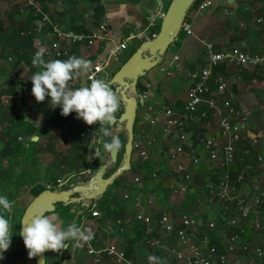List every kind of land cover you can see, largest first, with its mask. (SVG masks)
Segmentation results:
<instances>
[{
    "label": "crops",
    "instance_id": "0c3cea01",
    "mask_svg": "<svg viewBox=\"0 0 264 264\" xmlns=\"http://www.w3.org/2000/svg\"><path fill=\"white\" fill-rule=\"evenodd\" d=\"M171 1L162 0V6L168 7ZM263 5L264 0H213L210 5L196 0L192 4L186 21L192 25L193 34L186 35L181 31L162 63L148 71L141 82L142 90L147 84L151 87L149 99L144 102L142 113L136 120V139L143 129L149 128L147 111L150 106H184L188 90L204 66L205 50L209 44L216 50L242 48L251 54L264 52V22L256 21L260 17L264 19ZM159 8V0H0V195L12 202V213H2L9 219L11 231L20 225L25 211L20 198L17 199L19 188L45 186L46 182H56L80 170L95 156L97 137L102 132L98 131L95 122L88 125L82 118L76 119L74 112L61 115L60 107H51L50 97L46 96L42 102L36 101L30 78L42 69L31 64L32 55L39 48L46 49L58 38L53 30L54 24L65 33L89 35L102 22H108L111 35L123 39L133 31L147 30L150 33V17ZM44 17L50 21H44ZM60 40L61 46L69 48L74 56L89 61L90 68L108 54L109 43L106 40L90 37L75 42H70L68 37ZM144 40L134 39L126 51L111 59L98 79L109 80ZM176 56L179 58L177 63ZM44 59L67 60L68 57L44 56ZM216 71L224 76L227 83L224 96L243 111L248 120L233 165L234 169H241L243 185L239 193L247 196L251 187L264 190V164L256 161L257 154H264V65L239 70L236 66L223 64ZM86 75H77L70 81L71 87L82 86ZM199 109H206V106L201 105ZM210 133L213 131L196 116L189 124L185 142L176 134L166 136L159 131L156 142L149 147L150 160L142 162L137 159L135 162L133 158L134 169L130 171L135 172H126L121 183L113 187L107 196L106 211L100 210L98 204L90 210V207L77 204L59 207L46 216L56 218L58 229H67L70 224L83 227L85 231L91 229L92 238L89 241L95 246L109 239L125 249L126 238L136 236L135 227L139 223L136 215L143 213L149 218L150 224H145L149 236H161L164 245L184 250L174 236L165 234L160 218L163 213H168L173 220L179 221L183 214L194 213L205 223L215 222L217 225L215 230L201 234L197 241L203 247H219L218 254L226 256L223 232L231 233L234 229L227 226L223 219L236 214L235 205L218 200L212 193L222 171L202 149L201 139ZM75 138L80 140L82 158L80 165L71 169L66 167V162L67 156L73 157L71 151ZM178 145L183 146L181 159L190 175V186L186 191L182 190V186L187 179L177 172L176 163L170 158ZM245 149L251 151L250 160L245 155ZM193 152H200L199 163L191 161ZM161 171L166 173L165 178L160 181L152 179L154 172ZM137 176L142 177V182L135 181ZM77 181L80 180L72 178L66 187ZM167 188H172L170 194ZM87 210L90 216L81 220ZM93 210H99L100 216L94 217ZM262 220L264 222V213ZM245 226L247 235L244 244L252 246L260 240L264 231L254 229L250 220L245 222ZM68 244L69 250L62 264H71L73 255L80 264H93L85 251L86 241L70 240ZM133 252L130 258L136 264L149 262L150 256L156 258L152 261L157 264H171V258L179 264L172 253L152 248L143 241L134 244ZM237 254L244 256L242 247ZM261 261L264 263V260ZM103 264L115 262L105 257Z\"/></svg>",
    "mask_w": 264,
    "mask_h": 264
},
{
    "label": "built area",
    "instance_id": "2783aa9c",
    "mask_svg": "<svg viewBox=\"0 0 264 264\" xmlns=\"http://www.w3.org/2000/svg\"><path fill=\"white\" fill-rule=\"evenodd\" d=\"M159 1L160 8L150 17L149 27L152 29L151 32L147 33V30L133 31L123 39H117L111 35V28L108 22H102L99 28L89 35L65 33L54 24L53 30L58 38L45 49V57L69 58L74 56L69 48L61 46L60 39L63 37H68L70 42H75L86 37L108 41V54L99 59L87 72L84 81L90 83L88 77L98 79L99 74L110 65L111 59L117 58L126 51L134 39L146 40L155 36L168 8L167 6H162V0ZM212 2L213 0H203L204 5H210ZM43 20L50 21L47 17H44ZM256 21L257 23H263L264 19L260 17ZM181 31L185 32L186 35H192V25L185 20ZM178 60L179 58L176 56L175 63ZM203 64L204 66L196 76L194 84L188 90V97L182 108H154L151 106L148 108L147 122L149 128L143 129L139 138L134 139L133 148L139 161H149V147L156 142L158 132L161 131L166 136L176 134L182 142H185L187 139V129L194 116L206 128L213 131V133L201 139L203 152L222 171L220 180L214 190H212V193L222 202L234 203L236 213L232 218L223 219L226 221L227 226L234 229L231 233L223 232L226 240L227 255L220 256L216 246L203 247L197 241V238L201 234L206 235L207 231L215 230L217 225L215 222L205 223L194 213L183 214L179 221L173 220L168 213H163L160 218V225L165 234L174 236L185 248L184 250L164 245L161 236L150 235L146 242L152 248H162L172 253L178 259L179 264H214L219 259L223 264H264L261 263V260H264V235L252 246L244 244V238L247 235L246 221L250 220L254 229L264 231V222L262 220L264 213V190L256 188V192L250 191L247 196H241L239 189L232 183L230 172L231 166L236 163L239 142L243 138L248 120L243 111L237 108L229 98L224 96L227 90V83L224 76L219 71H216L223 64L236 66L239 70L263 66L264 52L262 54H251L242 48L216 50L209 44L205 50ZM150 87V84H147L146 88L140 91V96L144 102L149 99ZM201 105H205L206 109L200 110ZM95 123L98 124L99 122ZM102 144L103 137L102 132H100L96 141V150L100 149ZM183 151V146L178 145L171 152L170 158L176 163L177 172L187 179L182 186V190L186 191L190 186L188 182L190 175L186 170L185 163L181 159ZM244 152L250 160L251 151L245 149ZM200 158V152H193L190 156L191 161L194 163H199ZM96 159L97 156H94L90 163L67 177L60 178L56 182H46L45 187L49 189H63L72 178L85 180L91 174ZM256 161L263 165L264 154H257ZM165 175L166 173L162 171L154 172L152 179L160 181L165 178ZM239 180L241 181V175L239 176ZM135 181L142 182V177H135ZM256 183H258V180ZM125 197L128 198L129 196L125 195ZM100 214L99 210L92 211L94 217L100 216ZM136 219L143 224H150L149 218L143 213H138ZM117 222L122 223L121 220ZM239 247H242L244 256L237 254ZM85 251L92 259L93 264H103L105 257L112 258L115 264H136L132 258L127 257L125 249L111 242L109 239L104 240L98 246L93 245L88 240L85 244ZM48 252H53V250H48ZM71 259V264H80L74 255L71 256ZM145 264L157 263L149 261Z\"/></svg>",
    "mask_w": 264,
    "mask_h": 264
},
{
    "label": "clouds",
    "instance_id": "9594fccd",
    "mask_svg": "<svg viewBox=\"0 0 264 264\" xmlns=\"http://www.w3.org/2000/svg\"><path fill=\"white\" fill-rule=\"evenodd\" d=\"M45 49L39 48L31 58V64L39 66L42 70L33 74L32 94L37 102L50 97V105L53 108L60 107L61 115L67 116L75 113L76 119H83L88 125L99 122V128L104 137H111L110 142H105L102 149L106 153L114 154L121 148V141L114 137L107 126L115 123V113L120 108V101L116 92L107 81L88 77L90 83L85 82L78 88L71 87L72 81L77 75H83L90 69V62L83 58L71 56L67 60H45ZM95 156H100L97 149ZM12 202L0 195V255L4 256L12 243V232L9 219L2 213H12ZM46 208L38 206L31 219L18 232L23 238L29 257H39L46 250L59 252L68 248L67 241H88L92 238L91 229L85 231L83 227L70 224L67 229H58L55 217L45 215ZM150 261L156 259L150 256ZM38 264H42L39 261Z\"/></svg>",
    "mask_w": 264,
    "mask_h": 264
},
{
    "label": "water",
    "instance_id": "95a60500",
    "mask_svg": "<svg viewBox=\"0 0 264 264\" xmlns=\"http://www.w3.org/2000/svg\"><path fill=\"white\" fill-rule=\"evenodd\" d=\"M195 1L172 0L155 36L144 40L107 80L116 92L121 108V113L119 116L115 115L116 120L110 126V130L112 135L117 138L122 132L125 133L124 145L114 154L105 152L109 158L98 164L95 172L89 178L74 182L63 189L46 188L35 196L25 208L20 222V230L24 227V220L27 223L38 206H44L47 209L45 215L54 212L59 205L83 204L87 207H95L107 189L121 175L132 170L137 114L140 107L144 105L139 91L140 80L148 71L162 63L167 50L181 33L187 13ZM104 141L110 142L111 137H104ZM120 152H122V158L118 163ZM117 163V168L106 176L110 167ZM66 249L59 252L61 260ZM47 255L48 250L39 257H35L34 264H38L39 261H42V264H48Z\"/></svg>",
    "mask_w": 264,
    "mask_h": 264
},
{
    "label": "trees",
    "instance_id": "16d2710c",
    "mask_svg": "<svg viewBox=\"0 0 264 264\" xmlns=\"http://www.w3.org/2000/svg\"><path fill=\"white\" fill-rule=\"evenodd\" d=\"M131 55V54H130ZM130 55H129V57H130ZM128 59V58H127ZM144 89V88H143ZM142 89H141V83L139 84V91H141ZM52 113V112H51ZM120 113H121V108H119L118 109V111L115 113V115L116 116H119L120 115ZM58 119H62V117H59ZM106 127H109V128H111L110 126H107L106 125ZM73 127H71V129H72ZM97 129H99L98 131H101L100 130V128H99V123L97 124ZM102 137L104 138V136H103V133H102ZM119 139H120V141H121V147L124 145V143H125V135L124 134H122L120 137H119ZM80 140L79 139H74L73 140V151H71V152H73V157L72 156H67V157H69L68 159H67V165H66V167H68V168H73L74 167V169L75 168H77L80 164V160H81V158H82V156L80 155V142H79ZM101 157V156H100ZM121 158H122V152H120L119 153V158H118V163L120 162V160H121ZM139 161V160H138ZM118 163H117V165H118ZM98 166V165H97ZM97 166H94L93 167V170H92V172H91V174L87 177V178H89L94 172H95V170H96V168H97ZM233 167V166H232ZM231 167V179H232V183L236 186V188L237 189H240V187H242V185H243V183L239 180V176H240V174H241V169H234L235 167H233L232 168ZM134 168H133V165H132V170H133ZM112 173V172H111ZM110 173L108 172L107 173V175L106 176H108ZM125 174V173H124ZM123 174V175H124ZM123 175H121L115 182H114V184L113 185H111L108 189H107V191H106V193H105V195L101 198V200L98 202V208L100 209V210H105L106 211V209H107V207H108V202H107V196L112 192V189H113V187H115V186H118L120 183H121V181L123 180ZM86 178V179H87ZM46 189V187L45 186H43V185H37V186H34V187H32V189H31V200L35 197V196H37L40 192H42L43 190H45ZM251 191L252 192H256V190H255V187H251ZM31 200H29L28 202H27V204L25 205V208L27 207V205L31 202ZM59 206H63V205H59ZM96 207V208H97ZM89 210L91 209V207L90 208H88ZM89 210H87L83 215H82V217H81V220H84L85 218H88L89 216H90V211ZM223 222H225L224 220H223ZM135 231H136V236H135V238H133V239H130V237L129 238H126V240H125V243H126V245H125V252H126V255H127V257H132L133 256V254H134V252H133V246H134V244L135 243H137V242H139V241H143V242H146V240H147V238H148V232H147V227H146V225L145 224H143V223H137V225H136V227H135ZM17 238H19L21 241H22V244H21V247H20V249L18 250V251H16V258L19 256H22V257H24L25 255H26V247H25V245H24V241L22 240V238H21V236L18 234L17 235ZM67 243H70V241H67ZM217 248V250H218V253H219V247H216ZM62 250V249H61ZM68 250H69V246H68V248L66 249V251L64 252V254H63V256H62V260H60V261H64V256H65V254L68 252ZM60 252V251H59ZM59 252H57L58 253V256H59ZM5 254V253H4ZM50 255H51V252H48V255H47V261L49 260V257H50ZM59 264H60V262H59Z\"/></svg>",
    "mask_w": 264,
    "mask_h": 264
},
{
    "label": "rangeland",
    "instance_id": "374dc122",
    "mask_svg": "<svg viewBox=\"0 0 264 264\" xmlns=\"http://www.w3.org/2000/svg\"><path fill=\"white\" fill-rule=\"evenodd\" d=\"M112 76V75H111ZM144 78H146L145 76L143 78H141L140 80V83L144 80ZM139 83V84H140ZM142 110H143V106L140 107V109L138 110V114H137V117L139 118L141 113H142ZM125 133L122 132L120 134V136ZM103 142H104V138H103ZM101 156V157H100ZM100 156L98 157V160L95 164V166H97L98 164L102 163L104 160L108 159L109 158V155L106 154L103 149H102V146L100 148ZM133 158L135 159L134 161L136 162L137 160V155L134 153L133 154ZM117 168V164H114L110 167L109 169V173L113 172L115 169ZM135 172V171H134ZM133 171H128L129 174H133L134 173ZM128 174V175H129ZM127 176V175H126ZM88 177V176H87ZM31 189L32 187L31 186H23L22 188H19L18 190V194H17V199L20 198L19 202L21 203L22 207H25V205L27 204V202L29 200H31ZM172 188H167V192L170 194L169 191H171ZM216 199V198H215ZM217 203V202H216ZM215 203V204H216ZM219 204V202L217 203V205ZM60 207V208H59ZM58 208L61 209V206H59ZM65 207V206H64ZM67 208V207H66ZM58 209V210H59ZM57 210V211H58ZM50 214V213H48ZM21 222V221H20ZM20 231V225L19 226H16L14 228H12V243L10 245V248L8 250L5 251V254L4 256L2 257V255H0V264H34V261H35V257H29L28 255V250L26 249V255L24 257L22 256H18L16 258V251H18L21 247V244H22V241L17 238V235H18V232ZM146 245L147 242H145ZM65 259H67L65 257ZM60 256H58V253L56 251H53L51 252V255L49 257V260H48V264H59V262L61 263L60 261ZM148 262V261H147ZM145 262V263H147ZM171 264H177V261L175 258H171L170 260ZM141 263V262H140ZM143 262V264H145ZM215 264H223V262H221V260H217V263Z\"/></svg>",
    "mask_w": 264,
    "mask_h": 264
}]
</instances>
